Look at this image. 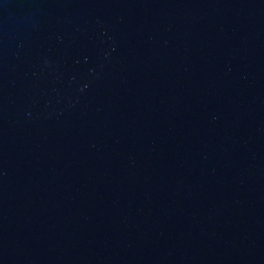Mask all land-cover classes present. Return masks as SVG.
<instances>
[{"label": "water", "instance_id": "95a60500", "mask_svg": "<svg viewBox=\"0 0 264 264\" xmlns=\"http://www.w3.org/2000/svg\"><path fill=\"white\" fill-rule=\"evenodd\" d=\"M0 264H264V0H0Z\"/></svg>", "mask_w": 264, "mask_h": 264}]
</instances>
